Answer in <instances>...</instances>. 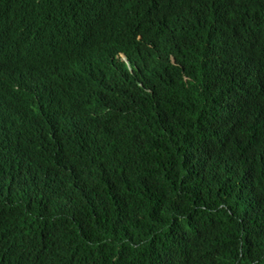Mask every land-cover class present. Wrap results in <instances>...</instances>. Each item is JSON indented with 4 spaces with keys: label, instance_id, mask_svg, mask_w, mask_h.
Instances as JSON below:
<instances>
[{
    "label": "trees",
    "instance_id": "1",
    "mask_svg": "<svg viewBox=\"0 0 264 264\" xmlns=\"http://www.w3.org/2000/svg\"><path fill=\"white\" fill-rule=\"evenodd\" d=\"M29 2L0 20V264H264V0Z\"/></svg>",
    "mask_w": 264,
    "mask_h": 264
},
{
    "label": "clouds",
    "instance_id": "2",
    "mask_svg": "<svg viewBox=\"0 0 264 264\" xmlns=\"http://www.w3.org/2000/svg\"><path fill=\"white\" fill-rule=\"evenodd\" d=\"M31 13L32 8L29 0H3L0 4V20L11 17L29 20ZM122 58L126 61L124 55ZM14 264H21V260L18 256Z\"/></svg>",
    "mask_w": 264,
    "mask_h": 264
},
{
    "label": "bare ground",
    "instance_id": "3",
    "mask_svg": "<svg viewBox=\"0 0 264 264\" xmlns=\"http://www.w3.org/2000/svg\"><path fill=\"white\" fill-rule=\"evenodd\" d=\"M132 69V68H131Z\"/></svg>",
    "mask_w": 264,
    "mask_h": 264
}]
</instances>
